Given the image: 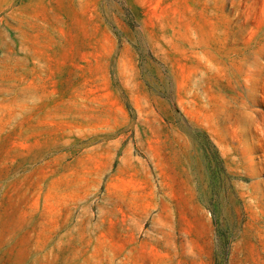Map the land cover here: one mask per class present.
<instances>
[{"label":"rangeland","instance_id":"rangeland-1","mask_svg":"<svg viewBox=\"0 0 264 264\" xmlns=\"http://www.w3.org/2000/svg\"><path fill=\"white\" fill-rule=\"evenodd\" d=\"M0 264H264V0H0Z\"/></svg>","mask_w":264,"mask_h":264}]
</instances>
